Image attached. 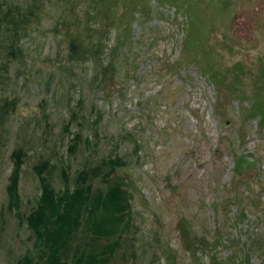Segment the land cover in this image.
I'll return each mask as SVG.
<instances>
[{
	"label": "rangeland",
	"instance_id": "1",
	"mask_svg": "<svg viewBox=\"0 0 264 264\" xmlns=\"http://www.w3.org/2000/svg\"><path fill=\"white\" fill-rule=\"evenodd\" d=\"M0 264H264V0H0Z\"/></svg>",
	"mask_w": 264,
	"mask_h": 264
},
{
	"label": "trees",
	"instance_id": "2",
	"mask_svg": "<svg viewBox=\"0 0 264 264\" xmlns=\"http://www.w3.org/2000/svg\"><path fill=\"white\" fill-rule=\"evenodd\" d=\"M45 216H44V219L42 220V221H40V222H37V224H39V223H41L43 226H45V225H47V222H46V218H47V216H46V214L45 213H43ZM41 224L40 225H38V226H41ZM35 227H37V225H35V224H33ZM41 228V227H40Z\"/></svg>",
	"mask_w": 264,
	"mask_h": 264
}]
</instances>
